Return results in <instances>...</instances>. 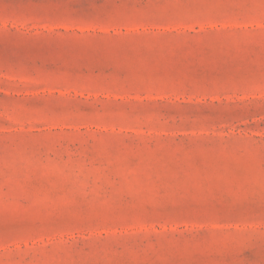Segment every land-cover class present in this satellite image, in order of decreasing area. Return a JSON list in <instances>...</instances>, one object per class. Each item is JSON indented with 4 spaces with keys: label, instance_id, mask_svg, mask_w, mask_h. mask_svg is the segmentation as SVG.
I'll return each instance as SVG.
<instances>
[{
    "label": "rangeland",
    "instance_id": "1",
    "mask_svg": "<svg viewBox=\"0 0 264 264\" xmlns=\"http://www.w3.org/2000/svg\"><path fill=\"white\" fill-rule=\"evenodd\" d=\"M0 264H264V0H0Z\"/></svg>",
    "mask_w": 264,
    "mask_h": 264
}]
</instances>
